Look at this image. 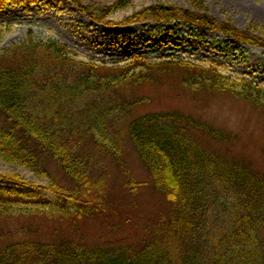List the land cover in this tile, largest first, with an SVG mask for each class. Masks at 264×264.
I'll return each instance as SVG.
<instances>
[{
	"label": "trees",
	"instance_id": "obj_1",
	"mask_svg": "<svg viewBox=\"0 0 264 264\" xmlns=\"http://www.w3.org/2000/svg\"><path fill=\"white\" fill-rule=\"evenodd\" d=\"M67 1L91 20L112 25L110 15L130 0ZM189 3L190 8H181L155 1L120 25H194L222 33L233 48L240 43L264 48L263 36L216 20L202 0ZM172 72L181 74V79H172L194 97L225 91L264 110V86L229 76L216 65L170 56L111 65L79 61L64 44L35 41L31 32L20 44L0 51V159L47 179L38 187L16 173L0 174L14 188L34 190L33 196L0 191V217L10 213L11 205H17V211L72 221L101 214L107 209L109 176L102 157L123 173L125 191L132 194L141 184L125 169L120 144L124 137L147 174L146 182L167 207L153 237L138 248H88L79 242H35L24 236L11 240L0 231V264H264V170L210 145L209 140H228L223 128L175 109L131 117L144 101L116 95L120 86L156 83ZM107 137L108 146L103 142Z\"/></svg>",
	"mask_w": 264,
	"mask_h": 264
},
{
	"label": "rangeland",
	"instance_id": "obj_2",
	"mask_svg": "<svg viewBox=\"0 0 264 264\" xmlns=\"http://www.w3.org/2000/svg\"><path fill=\"white\" fill-rule=\"evenodd\" d=\"M155 1L181 8L191 6L190 0H130L124 8L110 15L108 21L113 24L107 25L91 20L67 0H0V51L20 44L31 32L35 41L54 40L64 44L79 61L111 65L127 64L137 58L158 62L170 56L197 64L216 65L229 76L243 77L264 86L263 47L240 43L238 48H233L222 33L198 29L194 25L175 26L162 21L120 25L127 16ZM202 1L216 20L228 21L237 29H248L264 37V0ZM176 77L181 79V74H162L156 83H142L132 88L120 86L116 95L125 100L134 97L144 101L134 107L131 117L175 109L223 128L229 133L228 140L222 143L209 140L210 145L223 155L243 158L255 168L264 170V110L225 91H203L194 97L192 92L181 87L180 81L172 79ZM103 142L108 146L111 139L107 137ZM120 144L125 154V169L141 183L132 194L121 184L123 173L116 164L113 165L108 157H102L109 168V176L104 202L107 209L101 214L76 217L72 221L67 217L58 219L43 213L17 211V205H11L10 213L0 217V231L11 240H20V236H24L35 242L73 241L88 248L124 245L138 248L144 245V241L153 237L151 233L167 207L160 194L146 182L147 174L134 149L129 143L125 144V137L120 139ZM7 173H16L38 187L47 183V179L36 178L26 168L0 159V174ZM0 191L21 190L0 178ZM22 191L33 196L32 189ZM42 194L55 200L48 193ZM203 241L201 248L206 247Z\"/></svg>",
	"mask_w": 264,
	"mask_h": 264
},
{
	"label": "bare ground",
	"instance_id": "obj_3",
	"mask_svg": "<svg viewBox=\"0 0 264 264\" xmlns=\"http://www.w3.org/2000/svg\"><path fill=\"white\" fill-rule=\"evenodd\" d=\"M93 23H95V22H93Z\"/></svg>",
	"mask_w": 264,
	"mask_h": 264
}]
</instances>
